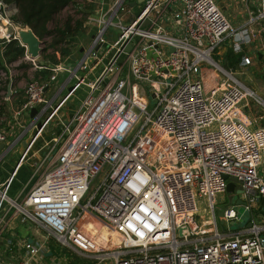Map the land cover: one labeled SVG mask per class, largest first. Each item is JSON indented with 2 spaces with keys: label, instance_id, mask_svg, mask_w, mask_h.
Segmentation results:
<instances>
[{
  "label": "built area",
  "instance_id": "2783aa9c",
  "mask_svg": "<svg viewBox=\"0 0 264 264\" xmlns=\"http://www.w3.org/2000/svg\"><path fill=\"white\" fill-rule=\"evenodd\" d=\"M131 1L138 0H114L99 15L88 16L98 32L70 81L89 91L45 143L25 194L10 195L17 171L0 180V236L8 231L6 248L15 256L6 264L39 263L51 251L38 229L35 238L19 244L16 218L42 226L77 251H89L77 240L86 226L122 235L117 247L92 252L99 262L264 264V221L251 216L244 227L230 226L243 220L238 208L251 213L264 196V126H253L245 112L250 94L262 104L264 99L249 93L232 68L214 57L227 42L234 53H243L239 67L253 63L244 51L264 29V0H257V10L246 0L250 16L239 28L215 0H143L137 14ZM17 11L0 0V28H6L0 46L16 37L9 26ZM112 26L120 31L114 39L108 38ZM25 58L35 63L27 52ZM93 58L104 67L91 79ZM210 65L216 69L203 77ZM39 67L53 71L51 81L65 69ZM26 86L18 114L54 107L47 81ZM9 134L0 129V144ZM230 181L243 189L245 205L218 204ZM200 200L211 215L199 214ZM222 218L228 226L221 230ZM54 258L53 264H61Z\"/></svg>",
  "mask_w": 264,
  "mask_h": 264
},
{
  "label": "rangeland",
  "instance_id": "374dc122",
  "mask_svg": "<svg viewBox=\"0 0 264 264\" xmlns=\"http://www.w3.org/2000/svg\"><path fill=\"white\" fill-rule=\"evenodd\" d=\"M105 1V3L113 2L114 0H102ZM218 4H220L223 8V11L227 18L230 20L231 23L236 28H239L240 26L246 24V22L249 19V11L247 9V3L246 0H215ZM250 6L257 10L259 7V3L257 0H249ZM96 5H100L94 0H77V3L74 5L68 6L63 12H61L56 19L53 21L52 24H50L49 27L53 30L55 28V25L58 23H63L66 19H68L69 16L74 17L75 19H87L88 15L92 14L94 9H96ZM142 7V3H137L135 6H132V12L134 14H137L138 10ZM11 13H13L11 11ZM2 19H0V24L2 25L3 22H1ZM263 24V22H262ZM256 26L258 24H255ZM3 31L0 32V35H3L5 32L4 27L0 28ZM119 30L117 27L112 26L109 29L108 32V38L112 36V39L116 37V35L119 34ZM114 34V35H112ZM260 38V39H259ZM110 39V41H112ZM264 37L258 36L254 42L255 44H249L247 48L245 49V54L248 56L250 55L252 57L253 63L249 66H241L238 68L237 66L233 68L234 76L241 81L246 88L251 89L255 92L258 96H264V55L262 56V59H258L259 52H262L264 54V46L260 47V43H263ZM52 37H46L44 39V42L42 43L43 50L41 52V55L36 58L35 63L32 61H23L22 63H25V66L27 69L25 70V73L22 76V82H21V92L16 94V98H12V101L14 103V110L17 109V106H15V103L17 100L22 101L25 99V89L28 82L35 80V79H42L45 80L49 75H42L40 72L43 70L40 65V61H44L45 64H50L51 62L45 58L46 55H53L57 58H60V52L58 50L61 48V45H57L52 47ZM260 44V45H259ZM65 46V45H64ZM71 48L74 46L70 45ZM224 47L218 48V50L225 49V54H228L230 50H233L232 47L225 42L223 45ZM259 46L260 50H255V47ZM217 50V51H218ZM214 57L218 59L219 57L216 54V51L214 52ZM64 60L61 59V62ZM216 67L213 65L208 66L206 70L203 73V77H207L211 71L215 70ZM219 73L218 75V81L222 80V76ZM0 77H3V79L6 77L5 75H1ZM3 79L1 81H3ZM4 83V82H3ZM3 83L0 84V129H5L10 133L11 130H14L17 128L16 124H14L13 120V110L11 111V107L8 106V102L5 101V96L7 95L3 87ZM89 91V87L87 85H83L78 92L75 95L74 99L69 100L65 104L64 111L67 110L68 107L73 106L75 110L80 106L81 102L84 100V98L87 96V92ZM18 96V97H17ZM263 98V97H262ZM151 103L154 104V100L150 98ZM249 103H250V110L245 108V112L250 118H257L259 121L257 122L258 125L264 126V120H260L258 116H264V104L260 103L258 100H256L255 95L252 93L248 97ZM140 125L137 126V128L132 131L128 137L127 142H129L134 136L137 134L139 130ZM51 128V127H50ZM23 127H18L16 129V132L10 137L11 143H13V147L6 152L2 158L0 159V165L4 167L5 175H11L13 172L17 171V167L19 164H21V161H24L23 159V152L27 151L26 148L21 152L20 149L16 152L17 147L23 146L22 144L25 141V138H19L16 139L17 136L22 131ZM53 132H55V135L59 133L58 126L55 129H52L51 131H48V135H53ZM32 135V136H31ZM28 134V138H30L29 141H31L35 134ZM49 136L45 134V132L42 134V138H39L37 142L34 144L33 151L37 150V148L41 147L43 145L42 142H44L45 139H47ZM8 148V147H7ZM6 148V149H7ZM5 149V150H6ZM3 150L2 152H4ZM31 152H28V155L26 158H29V155H31ZM25 158V159H26ZM32 161L33 159L26 160L22 163L23 169L19 171L13 180V185L10 190V195L14 198L16 195H18L19 192H22L25 194L26 188L30 185L28 184L29 177L32 173ZM264 166V165H263ZM218 204L223 207L227 204L236 202L237 197L236 193H229L225 192L223 194L218 195ZM200 215L202 216H209L211 215V211L207 210L205 208L206 203L204 200H200ZM239 211L242 213L241 218L242 221H236L234 224H230L231 230L238 229L240 227H244L248 221L251 219V213L250 211H245L244 207L238 208ZM4 211L0 212V216H2ZM13 213V210L10 212ZM13 225L15 226L17 232H18V243L21 244V241L23 238H29L33 239L35 238V231L38 229L41 234L48 237L47 243H48V249L50 250L51 247H53L55 250L59 252L58 261H61V264H85V262H93L91 264H114V260L112 258H108L105 261L99 262L94 258V253L98 250H101V252L109 251L110 249H113L117 247V245H120L123 243V237L120 234H112L105 228L97 225V226H86L84 228V235L81 237H78L77 240L81 242V244L86 247L89 251H86L84 249L76 250L73 247L69 245L62 244L61 242H58L56 238L53 235H49L47 230L43 228L42 226H36L33 223H22L19 218L15 219V222H13ZM223 226H228L225 222V218H222L220 227L221 230L223 229ZM10 236L8 231L4 230L1 234L0 238L3 240H0V264H6L8 261L7 258L12 257L15 258V256L11 253V250H7L6 246V238ZM91 249V250H90ZM94 250V251H92ZM51 252V251H50ZM56 255H53V253H48L44 258H41L39 263L34 262L33 264H53V261H51V258L55 257ZM56 259V258H54ZM55 262V261H54Z\"/></svg>",
  "mask_w": 264,
  "mask_h": 264
},
{
  "label": "crops",
  "instance_id": "0c3cea01",
  "mask_svg": "<svg viewBox=\"0 0 264 264\" xmlns=\"http://www.w3.org/2000/svg\"><path fill=\"white\" fill-rule=\"evenodd\" d=\"M94 1L97 2V0H94ZM98 3L100 5H96V9H94L92 14L99 15L100 12L107 10L110 7L109 5H111V2L105 3V1H102V0H98ZM140 10H141V8L138 10L137 13H139ZM92 14H90V15H92ZM90 15H88V16H90ZM262 26H264V23ZM83 27H84V30L80 31L77 34V36L72 39V41H73L72 46H74V47L72 48L71 55L68 57H64V60L59 63L62 66H65V69L63 71L59 72L55 81L50 80V77L52 75H49L46 78H44L45 79L44 81H47L49 83V86H50L47 89L46 94L50 99L53 100V105H54V107L50 108L47 111V113H40L43 110V107L38 106L37 108L39 111L36 113L35 117L31 116L32 110L24 112L22 114H18V110L21 107L20 105L25 101V99L22 101L17 100V102L15 103V106H17V109L14 110V103L12 101V98H14L16 96V94H18L19 92L22 91L21 90V82H22V76L21 75H23L25 73V70L27 69V67L25 66V63H22V62L27 61L28 59L23 57V58L15 61V62L9 64L7 66V67H9V74H7L4 71L1 72V75H5L6 77L4 79H3V77H0V84H2L7 79H9V80L12 79V83L14 82L13 93L10 96L6 95L5 101L8 102V100H9V102L7 104H8V106L11 107V111L13 110L14 124H16L17 128L23 127L22 131L20 132V134L17 136L16 139L25 138V141L22 144L23 146L17 147L16 152L19 149L21 152L24 150V148L27 149V151L23 152L24 161H21V164L18 165L17 173L23 169L22 163L25 162L26 160H29V159H33L31 164H32V169L34 168L35 163L42 157V155L45 151V145H46L45 143H47L52 137H55V132H53V135L52 134L48 135V131L55 129L57 126H58V129L60 131L62 126H63L62 124L69 122L75 113V109L73 106L68 107L66 111L63 110L66 107L65 104L69 100L74 99L78 90L83 86L82 85L81 87L76 89V87L74 85L75 80L70 81V76L72 74L71 64L75 62L76 66H77L84 59V57L86 55V50L89 47L88 45L90 44L91 40L93 39V36L96 35V33L98 32L97 24L96 23L88 24L87 19L84 21ZM260 36L264 37V29L262 30V33H260ZM262 40H263V43H260L261 45L259 44L260 47L264 46V39H262ZM254 44H255V42H254ZM260 47L259 46L255 47V50H260ZM218 52H219V53H217V56L219 57L218 59L220 61H222L223 63H225V60L227 62L225 49L223 48L222 50H219ZM259 53H262V52H259ZM74 55L76 58L73 60L72 56H74ZM258 59H260V58H258ZM29 61H31V60H29ZM88 63L90 65V67H89V69H90L89 70V72H90L89 78L92 79L103 69L104 62H98V60H95V58H93V59H89ZM40 65H41V61H40ZM37 67H39V66L37 65ZM237 67L240 68L241 66L239 67V65H238ZM81 71H83V70H81ZM83 73L84 72H81V75ZM2 79H3V81H1ZM260 97L261 98L263 97L262 99H264V96H260ZM250 108H251V106L249 107V110H250ZM248 118L250 121H252L253 126H260L257 124V122L259 121L257 118H253V119L250 117H248ZM258 118L260 120L261 119L264 120V116H258ZM39 120H42V122H43L42 128H40L37 125V122ZM17 128L10 131V134L8 136V140L4 143L5 147L0 149V156L4 155L6 152H8L13 147V143H11L12 139L10 137L16 132ZM44 132L49 137L47 139H45L44 142H42L43 145L41 147H39V148H37V150L33 151L34 144L37 142V140L39 138H42V134ZM28 134H30V135L35 134L31 141H29L31 137L30 138L27 137ZM3 150H5V151L2 152ZM30 151H32L31 155H29V158L27 159L26 156L28 155V152H30ZM263 165H264V163H263ZM261 172L264 174V166L261 167ZM8 176L5 175L4 167L2 165H0V180H4ZM251 216L256 217L260 221H264V196L258 197V200L254 204L253 209L251 211Z\"/></svg>",
  "mask_w": 264,
  "mask_h": 264
},
{
  "label": "trees",
  "instance_id": "16d2710c",
  "mask_svg": "<svg viewBox=\"0 0 264 264\" xmlns=\"http://www.w3.org/2000/svg\"><path fill=\"white\" fill-rule=\"evenodd\" d=\"M6 4L16 6L18 11L14 14L13 20L22 26H29L36 34L43 40L46 37H52L51 46L61 45L58 52H60V58L53 55H46L45 58L52 64H59L61 59L68 57L72 53L70 45L73 44L72 39L77 34L84 30L83 24L86 19H75L69 16L63 23H58L52 30L50 24L56 19V17L63 12L68 6L76 4L77 0H4ZM65 45V46H64ZM3 47V48H2ZM27 48L23 46L20 41L15 38L10 42H6L3 46H0V74L2 71L9 74V64L26 56ZM243 53H234L230 50L226 54L227 62L230 68H235L241 62L240 59ZM24 65V64H23ZM49 65V64H48ZM46 66V64H45ZM42 75H52L53 71L50 68H43L40 71ZM9 79L3 83L5 93L7 94V83ZM12 87L14 88V82ZM53 255H58L59 252L51 247ZM93 262H85V264H91ZM78 264V263H77ZM83 264V263H82Z\"/></svg>",
  "mask_w": 264,
  "mask_h": 264
},
{
  "label": "water",
  "instance_id": "95a60500",
  "mask_svg": "<svg viewBox=\"0 0 264 264\" xmlns=\"http://www.w3.org/2000/svg\"><path fill=\"white\" fill-rule=\"evenodd\" d=\"M143 0H138V1H131L128 3L129 6H135L138 3H141ZM9 32L10 34H14L20 43L25 46L27 48V54L32 58V59H36L41 55V52L43 50L42 47V43L43 40L36 34V32L30 28L29 26H22L18 23H15L14 25H10L9 26ZM131 48V47H130ZM263 53H259L258 54V58H262ZM73 60L76 58L75 55L72 56ZM41 64H44V61H41ZM74 65H76V63H72L71 64V69L74 68ZM53 66V65H51ZM224 66L226 69L230 70L229 64L228 62L224 63ZM13 83H12V79L9 80V82L7 83V95L10 96L13 93V87H12ZM38 108H33L31 111V116L35 117L36 113L38 112ZM43 122L42 120H39L37 122V125L42 128L43 127ZM5 145L4 143L0 144V149L4 148ZM225 178H227V176H225ZM227 192L229 193H236V197H237V203L240 205H245L246 201L242 198V194H243V189H237L236 188V183L233 181H230L228 183V187H227ZM240 212V211H239ZM219 215L222 216L223 212L220 211ZM251 224H249L250 226Z\"/></svg>",
  "mask_w": 264,
  "mask_h": 264
},
{
  "label": "bare ground",
  "instance_id": "6f19581e",
  "mask_svg": "<svg viewBox=\"0 0 264 264\" xmlns=\"http://www.w3.org/2000/svg\"><path fill=\"white\" fill-rule=\"evenodd\" d=\"M4 29H5V32H4V33H6V28H4ZM2 31H3V30L0 29V32H2ZM4 33H3V34H4ZM0 36H1V35H0ZM247 91L250 93L252 90L247 88Z\"/></svg>",
  "mask_w": 264,
  "mask_h": 264
},
{
  "label": "flooded vegetation",
  "instance_id": "af4514ba",
  "mask_svg": "<svg viewBox=\"0 0 264 264\" xmlns=\"http://www.w3.org/2000/svg\"><path fill=\"white\" fill-rule=\"evenodd\" d=\"M239 189H242V188H239Z\"/></svg>",
  "mask_w": 264,
  "mask_h": 264
}]
</instances>
